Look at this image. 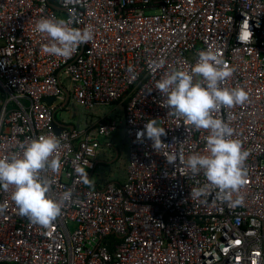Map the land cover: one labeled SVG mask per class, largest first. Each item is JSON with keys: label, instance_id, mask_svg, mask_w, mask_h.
<instances>
[{"label": "built area", "instance_id": "obj_1", "mask_svg": "<svg viewBox=\"0 0 264 264\" xmlns=\"http://www.w3.org/2000/svg\"><path fill=\"white\" fill-rule=\"evenodd\" d=\"M41 16L91 25L93 39L68 59L45 54ZM208 50L233 69L223 86L248 97L215 114L248 152L243 185L228 199L214 186L192 197L207 181L179 157L207 154L208 131L169 113L156 89L165 73L190 72ZM66 92L91 112L121 105L124 120L106 116L58 134ZM149 119L165 129L167 147L137 139ZM119 129L125 181L89 187L77 169L91 180ZM41 135L61 141L53 156L60 172H41L47 195L59 200L70 190L71 198L42 226L18 213L14 186L0 188V264H264V0H0V158L22 156Z\"/></svg>", "mask_w": 264, "mask_h": 264}, {"label": "clouds", "instance_id": "obj_2", "mask_svg": "<svg viewBox=\"0 0 264 264\" xmlns=\"http://www.w3.org/2000/svg\"><path fill=\"white\" fill-rule=\"evenodd\" d=\"M73 18L56 19L52 16H41L36 21L35 29L46 34L48 42L42 46L45 54L70 58L77 49L93 39L92 26L83 29L72 27ZM159 66H162V62ZM233 69L229 68L218 52L201 51L191 71L174 70L156 83V89L166 98L169 113L183 117L195 129L208 131L206 137L207 154L199 153L188 156L181 162L193 176L203 172L207 183L191 190L192 197L199 198L206 194L210 186L218 189V196L228 199L232 192L243 185L244 162L248 152L242 149L241 142L233 139L234 130L224 120L215 118L222 108H231L247 100V93L240 88L224 87V82L231 77ZM165 129L158 126V119H149L143 131L137 132V139L152 142L154 151L168 145L161 140ZM61 148V141L55 135H41L23 149L22 156L13 154L0 158V188L7 190L14 186L12 200L18 213L32 222L47 226L62 211L64 202L71 198V191L62 193L59 200L47 194L51 182L41 176V172L50 170L59 173L61 162L53 158ZM177 156L169 154L166 162L174 165ZM83 183L92 187L88 173L77 169ZM242 203V198L237 201Z\"/></svg>", "mask_w": 264, "mask_h": 264}, {"label": "rangeland", "instance_id": "obj_3", "mask_svg": "<svg viewBox=\"0 0 264 264\" xmlns=\"http://www.w3.org/2000/svg\"><path fill=\"white\" fill-rule=\"evenodd\" d=\"M67 93L68 92H66V102L64 106L56 111V120L59 122L63 120H67L70 123L75 122L76 128L84 129L89 128V125L94 122H101L106 116H111L112 121L115 120L114 118L116 116L119 120L123 119L124 110L121 105H105L91 112L85 107L76 104ZM86 119L87 124L84 123ZM79 121L84 124L82 127H80ZM114 137L117 141V148L120 149V157L113 163H109V158L105 157L103 163L100 164L95 171V174L92 173L91 175V184L94 186H104L109 182L122 183L126 179L127 148L123 147L121 129L115 132ZM104 153H110V151L105 149Z\"/></svg>", "mask_w": 264, "mask_h": 264}, {"label": "crops", "instance_id": "obj_4", "mask_svg": "<svg viewBox=\"0 0 264 264\" xmlns=\"http://www.w3.org/2000/svg\"><path fill=\"white\" fill-rule=\"evenodd\" d=\"M82 121V120H81ZM81 121H79V124H80V127H82L84 124L81 122ZM84 121V120H83ZM57 122L61 125V126H64V127H69V128H73V127H75L76 128V124H75V122H69V121H67V120H63V121H61V122H59L58 120H57ZM87 122V119L84 121V123L85 124H87L86 123ZM116 139H115V137H114V147H113V149L112 150H109L110 151V153H104V150L101 152V154H100V157L98 158V160L96 161V164H97V166H96V168L92 171V173L93 174H95V171L97 170V168H98V166L100 165V164H102L103 163V161H104V159H105V157H108L109 158V163H113V162H115L117 159H119V157H120V149L119 148H117L118 146H117V144H116ZM123 147L125 148H127V155H126V165H127V161H128V147H127V145L126 144H124L123 145ZM125 177V176H124ZM125 179V178H124ZM123 179V180H124Z\"/></svg>", "mask_w": 264, "mask_h": 264}, {"label": "water", "instance_id": "obj_5", "mask_svg": "<svg viewBox=\"0 0 264 264\" xmlns=\"http://www.w3.org/2000/svg\"><path fill=\"white\" fill-rule=\"evenodd\" d=\"M69 95V93H67ZM53 98H46V102H48V104H51L53 102ZM64 129V126H61L58 122L56 123V131L58 134L62 133ZM71 129H75V127L71 128Z\"/></svg>", "mask_w": 264, "mask_h": 264}]
</instances>
